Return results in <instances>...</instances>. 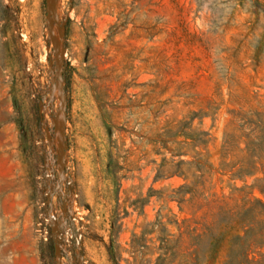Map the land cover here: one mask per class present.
Here are the masks:
<instances>
[{
    "label": "rangeland",
    "instance_id": "374dc122",
    "mask_svg": "<svg viewBox=\"0 0 264 264\" xmlns=\"http://www.w3.org/2000/svg\"><path fill=\"white\" fill-rule=\"evenodd\" d=\"M257 201L264 0H0V264H157L227 220L258 263Z\"/></svg>",
    "mask_w": 264,
    "mask_h": 264
},
{
    "label": "trees",
    "instance_id": "16d2710c",
    "mask_svg": "<svg viewBox=\"0 0 264 264\" xmlns=\"http://www.w3.org/2000/svg\"><path fill=\"white\" fill-rule=\"evenodd\" d=\"M188 138V134H184ZM188 187H183L178 194L189 193ZM262 209L264 214V204L260 201L256 202ZM253 212V211H252ZM247 222L239 220H227L219 225L217 230L211 231L209 235H200L192 237L196 247L190 255L181 253L179 241L175 243L166 240L167 246L161 248L163 254L158 258L157 264H209L211 260L217 259L224 245L230 246L227 260L224 264H264V256L261 262H254L249 259V251L251 249L252 237L251 231H247L245 236L239 233L246 227Z\"/></svg>",
    "mask_w": 264,
    "mask_h": 264
},
{
    "label": "built area",
    "instance_id": "2783aa9c",
    "mask_svg": "<svg viewBox=\"0 0 264 264\" xmlns=\"http://www.w3.org/2000/svg\"><path fill=\"white\" fill-rule=\"evenodd\" d=\"M67 185L71 190L73 187L72 181L68 180ZM59 214L60 211L57 209L46 210L45 215H41L43 221L38 223V232L45 242L53 241L56 260L58 262H65L73 251L76 254H80L83 251L84 236L81 233L76 234L68 228L55 230L54 226L59 221ZM80 257L83 259L82 254Z\"/></svg>",
    "mask_w": 264,
    "mask_h": 264
}]
</instances>
